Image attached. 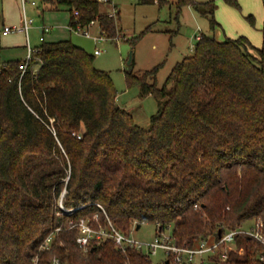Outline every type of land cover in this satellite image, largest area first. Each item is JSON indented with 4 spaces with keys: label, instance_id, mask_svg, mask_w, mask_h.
Here are the masks:
<instances>
[{
    "label": "trees",
    "instance_id": "trees-1",
    "mask_svg": "<svg viewBox=\"0 0 264 264\" xmlns=\"http://www.w3.org/2000/svg\"><path fill=\"white\" fill-rule=\"evenodd\" d=\"M40 1L68 12L69 25L76 12L79 24L95 20L106 39L118 34V12L100 14L95 0ZM222 1L239 9L237 0ZM187 6L211 32L219 27L214 0L175 4ZM260 34L259 49L244 37L201 34L161 88L162 64L139 77L124 72L128 88L156 102L146 129L118 107L109 75L70 40L43 41L22 77L20 63L0 66V264H151L110 240L83 252L69 225L80 220L104 229L108 221L127 237L142 224L156 235L170 229L174 245L188 249L247 222L260 223L264 235V23ZM233 247L224 262L207 261L264 264L254 240L238 235Z\"/></svg>",
    "mask_w": 264,
    "mask_h": 264
},
{
    "label": "rangeland",
    "instance_id": "rangeland-1",
    "mask_svg": "<svg viewBox=\"0 0 264 264\" xmlns=\"http://www.w3.org/2000/svg\"><path fill=\"white\" fill-rule=\"evenodd\" d=\"M29 1L36 5V9L27 7L26 13V18L32 21L28 31L31 46L38 43L37 28L43 24L52 30L45 36L47 41L70 40L72 44L81 47L93 57V67L109 75L117 94L118 107L130 114L136 126L145 129L149 126L150 117L157 111L156 102L150 96L141 98L139 87L128 88L124 72L131 69L132 74L139 77L145 71L162 64L156 76V86L161 88L174 65L180 62L183 56L191 54L190 50L196 44L195 37L201 34L212 35L220 42L224 39L244 37L252 47L259 49L261 46L260 29L264 23L262 0H237L239 9L229 7L222 0H214L217 6L214 19L220 28H216L213 32L209 30L208 21L188 6L177 9L173 4H169L158 8L157 5H138L127 0H112L113 5H116V12L119 13L120 31L110 41L95 42L66 31L65 28L69 25V13L65 10L52 11L49 7L43 6L40 0ZM109 9L113 10V7L99 5L100 12L105 10L110 12ZM37 13L42 15L39 16ZM248 16L253 18V25L246 20ZM89 30L93 36L99 35L97 26ZM95 51L100 53L99 56H94ZM130 57L133 62L131 68L127 64ZM253 224V222L245 223L242 230L250 229ZM170 231V229L165 230V234L169 235ZM155 235L154 226L142 224L138 230L133 226L129 237L135 242L147 244L153 241ZM232 250H235L233 245L224 249L226 253ZM149 259L151 264H163L166 256L162 252H157ZM193 264H207V257L196 258Z\"/></svg>",
    "mask_w": 264,
    "mask_h": 264
},
{
    "label": "built area",
    "instance_id": "built-area-1",
    "mask_svg": "<svg viewBox=\"0 0 264 264\" xmlns=\"http://www.w3.org/2000/svg\"><path fill=\"white\" fill-rule=\"evenodd\" d=\"M22 8L26 5V0H19ZM100 5H109L113 7L110 18L115 19L116 10L113 6L112 0H96ZM129 3L134 4H142V3H152L153 5H159L160 3H165L167 0H127ZM31 6H35L32 2ZM75 20L72 25H68L66 27V31L69 34L76 35L79 37H83L86 39H91L95 41L108 40L105 38L104 34L99 30V35L97 37H93L89 29L97 24V22L91 21L88 25L82 26L78 23L77 17L78 13L73 14ZM32 25V21L28 20L25 16L22 18V22L19 26L13 27H4L2 30V36H8L12 34H22L26 37L27 33ZM40 38L39 42L42 43L44 41L43 36L50 32V28L42 26L40 27ZM198 40V38H196ZM110 41V40H109ZM193 50V49H192ZM190 50V51H192ZM39 52L37 50H32L27 47V54L19 66L18 71L20 72V76L22 77L29 70H31V64L34 60V57L38 55ZM99 52L95 51L94 56H99ZM35 71V70H32ZM1 73V71H0ZM59 208L66 215H71L72 211H66L62 208L61 204H59ZM103 213V211H102ZM70 229H75L78 233L76 238V244L83 251L86 252L88 248L93 245H100L106 240H110L113 242L115 248L119 250L121 253H125L127 249H135L137 251H142L144 255L148 258L155 256L157 252H162L165 254L166 258L170 259V264H193L196 258L201 259L202 257H216L219 256L221 262L226 260V252L224 249L232 246L234 243V238L238 235L246 236L260 244L264 248V235L262 234V225L260 223H255L250 229L247 230H236L233 232H228L224 236L220 237L216 242L206 243L200 242L195 248H178L174 245L171 235H166L165 231L158 233L151 243L142 244L139 242H135L129 236H125L119 232H117L111 224L107 221V228L104 229L100 225L96 228L90 226L88 221L80 220L76 224L70 223ZM167 230V229H166ZM52 241V236L47 237L42 246L41 250L47 251L49 249L50 243ZM52 264H59L57 260H54ZM207 264H212L207 261Z\"/></svg>",
    "mask_w": 264,
    "mask_h": 264
},
{
    "label": "crops",
    "instance_id": "crops-1",
    "mask_svg": "<svg viewBox=\"0 0 264 264\" xmlns=\"http://www.w3.org/2000/svg\"><path fill=\"white\" fill-rule=\"evenodd\" d=\"M176 1L177 0H167L165 2L164 6L169 5V4H173L175 6ZM209 1H213V0H208L205 2H209ZM205 2H196V3H205ZM31 3L32 2H30L29 0H26V5H24V8H22L19 0H0V66L6 65L9 63H21L22 61H24V59L26 57L27 47H29L32 50H36L41 45V43L39 42V38L41 36L39 29H40V27L44 26L43 24L37 28L38 43L35 46H31L30 37H29L28 33H27L28 34L27 40H26V37L22 34H12V35H8V36H2V34H1L4 27L19 26L21 24L23 16L26 17V13H27V9H28L27 7H29V8L32 7V9H36V5L31 6ZM138 5H142V4H138ZM113 6L115 7L116 5H113ZM111 10H110V12L107 10H105L104 12H100V10H99V12H100V14H104V15L109 16L112 12ZM37 15L41 16L42 13H37ZM95 26H97V28H99L98 24H96ZM217 28H220V25ZM51 31L52 30L50 29L49 33H51ZM118 31H120V30L118 29ZM89 32H90V30H89ZM48 34H46V35H48ZM90 34H91V32H90ZM120 34H121V32H120ZM46 35L43 36L44 42H53V41H47L45 39ZM93 37H97V36L94 35ZM199 37H200V35L195 37V39L199 38ZM225 40L226 39H224L221 42H224ZM217 42H220V41H217ZM76 47H78V46H76ZM78 48H81V47H78ZM255 49H257V48H255ZM184 57H186V56H183L182 59ZM37 66L38 65H36V63H34L32 65V70L37 69Z\"/></svg>",
    "mask_w": 264,
    "mask_h": 264
},
{
    "label": "water",
    "instance_id": "water-1",
    "mask_svg": "<svg viewBox=\"0 0 264 264\" xmlns=\"http://www.w3.org/2000/svg\"><path fill=\"white\" fill-rule=\"evenodd\" d=\"M131 60H132V59H131V57H130L129 60H128V63H127L128 65H130ZM138 229H139V227L136 228V230H138ZM218 238H220V234H218ZM165 264H168V262H165Z\"/></svg>",
    "mask_w": 264,
    "mask_h": 264
}]
</instances>
